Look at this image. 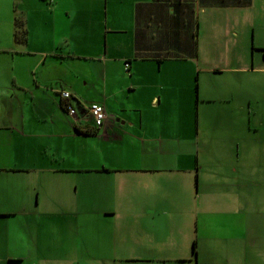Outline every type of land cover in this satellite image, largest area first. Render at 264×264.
<instances>
[{
	"label": "crops",
	"instance_id": "obj_1",
	"mask_svg": "<svg viewBox=\"0 0 264 264\" xmlns=\"http://www.w3.org/2000/svg\"><path fill=\"white\" fill-rule=\"evenodd\" d=\"M263 201L264 0H6L0 264H261Z\"/></svg>",
	"mask_w": 264,
	"mask_h": 264
},
{
	"label": "rangeland",
	"instance_id": "obj_2",
	"mask_svg": "<svg viewBox=\"0 0 264 264\" xmlns=\"http://www.w3.org/2000/svg\"><path fill=\"white\" fill-rule=\"evenodd\" d=\"M6 0H0V16L2 15V11L5 8ZM259 7V3L257 5ZM256 8V9H257ZM255 10V9H253ZM258 11V10H256ZM198 97H196L197 99ZM244 201L248 200L253 204V200L259 198V195H241ZM254 205V204H253ZM256 206V205H254ZM244 216L250 217L251 215H257V221L251 226L250 224H244L241 229V234L243 239L249 238L248 242H240L239 248L240 251H248L249 253L253 252L256 255L259 252V249H264V201L257 205V210L244 209ZM11 230H16L20 235L22 234V227L17 223V225H13L10 227ZM83 232L90 233L91 230L88 227H83ZM12 236H16L17 233L11 232ZM254 260L261 261V264H264L263 259L257 258L254 256Z\"/></svg>",
	"mask_w": 264,
	"mask_h": 264
},
{
	"label": "built area",
	"instance_id": "obj_3",
	"mask_svg": "<svg viewBox=\"0 0 264 264\" xmlns=\"http://www.w3.org/2000/svg\"><path fill=\"white\" fill-rule=\"evenodd\" d=\"M69 96H70L69 94H66L67 98H69ZM68 111L70 112L72 117L78 119L79 115L77 114V111L74 108L69 107ZM88 112L94 119L96 128H101L104 125V122L108 118L106 108L99 103L90 104L88 108Z\"/></svg>",
	"mask_w": 264,
	"mask_h": 264
},
{
	"label": "trees",
	"instance_id": "obj_4",
	"mask_svg": "<svg viewBox=\"0 0 264 264\" xmlns=\"http://www.w3.org/2000/svg\"><path fill=\"white\" fill-rule=\"evenodd\" d=\"M15 30H14V38L15 42L17 44L26 45L28 43V29L26 27V20L23 15L19 14L17 11V8L15 9V24H14ZM72 106V104H69L67 107ZM196 243L194 248V254L197 255L196 252Z\"/></svg>",
	"mask_w": 264,
	"mask_h": 264
},
{
	"label": "clouds",
	"instance_id": "obj_5",
	"mask_svg": "<svg viewBox=\"0 0 264 264\" xmlns=\"http://www.w3.org/2000/svg\"><path fill=\"white\" fill-rule=\"evenodd\" d=\"M69 107H72V106H69ZM69 107H68V109H69ZM72 108H74V107H72ZM75 109V108H74ZM76 110V109H75ZM77 111V110H76Z\"/></svg>",
	"mask_w": 264,
	"mask_h": 264
}]
</instances>
